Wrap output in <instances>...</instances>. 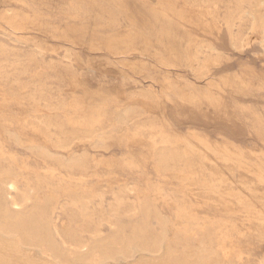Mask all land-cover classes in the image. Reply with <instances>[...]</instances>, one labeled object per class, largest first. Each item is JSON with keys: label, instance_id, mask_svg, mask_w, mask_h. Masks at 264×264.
Here are the masks:
<instances>
[{"label": "rangeland", "instance_id": "rangeland-1", "mask_svg": "<svg viewBox=\"0 0 264 264\" xmlns=\"http://www.w3.org/2000/svg\"><path fill=\"white\" fill-rule=\"evenodd\" d=\"M74 1L84 4L86 11H69ZM238 1L217 0L215 6L203 7L200 0H0V45L10 51L0 54V62L24 65L33 60L35 67L25 74L9 70L4 86H23L20 94L28 93L37 69L48 100L59 97L68 105L64 107L68 112H49L44 101L19 100L0 91V137L6 150L26 155L7 135L34 141L30 135L37 134L22 125L28 115L97 121L103 110L131 106L140 113L138 121H153L151 133L117 130L114 135L126 137L125 143H114L107 151L86 147L93 164L88 174L69 175L54 166V175L63 184L88 186L95 195L88 204L58 199L53 219L62 239L79 244L99 230L102 237H110L111 224L128 232L138 205L134 201L144 191L171 224L180 222L177 214H186L228 225L226 236L244 251L237 263L264 264V49L259 30L248 29L247 20L241 22L246 33L243 47H230V33L219 18L237 5L247 7V2ZM11 13L19 18L14 20ZM208 44L216 50L202 49L201 61L214 79H196L192 66L198 47ZM31 45L38 46L35 58L28 55ZM49 62L54 63L52 68L46 67ZM68 62L67 75L63 68ZM147 85H153L158 98L127 99L136 86ZM158 146L175 147L183 154L179 169L158 172L152 155ZM30 159L31 165L47 167L46 160ZM30 254L37 258L36 252Z\"/></svg>", "mask_w": 264, "mask_h": 264}, {"label": "bare ground", "instance_id": "bare-ground-1", "mask_svg": "<svg viewBox=\"0 0 264 264\" xmlns=\"http://www.w3.org/2000/svg\"><path fill=\"white\" fill-rule=\"evenodd\" d=\"M200 1L203 7L215 6L217 2V0ZM208 1L212 3L207 4ZM243 1L247 2L246 8L237 5L228 15L219 18L230 33L229 45L232 49L238 50L243 47V43L246 42V33L241 28V22L247 20L249 22L248 29L259 30L261 34L259 44L264 49V0ZM74 2L68 6L69 11L73 13L78 11L84 13L86 11L84 4L79 3V1ZM30 6H32L31 3ZM7 14L5 15L9 17ZM206 14L210 15L211 11ZM10 17L14 20L19 18L14 13H11ZM235 19L240 22L238 25L234 23ZM18 41L26 42L21 38ZM37 47L32 46L30 48L32 50L29 49L31 51V54H28L29 58H35L33 53L39 51ZM7 48L0 45V54H10ZM202 49H205L206 52L216 50L214 46L209 44L199 46L195 62L197 67L192 66V71L196 79L213 80L214 78L208 76L210 70L206 63L201 61ZM14 50L18 49L15 48ZM33 63V60H28L24 65L9 61L6 63L0 62V91L7 97L19 100L28 99L36 103L44 101V106L49 112L65 111L64 107L68 105L59 97H55L56 95L54 101H49L44 81L37 79V76L40 75V71L37 69L31 75L30 85L32 88L28 93L20 94V91H24L26 88H20L23 86L18 88L11 85L4 86L7 82L9 70L25 74L28 71L27 69L35 68ZM69 65L68 62L64 64L63 68L67 75L71 74V65ZM53 66L54 63L49 62L46 67L52 68ZM13 81L18 82V80ZM133 84L140 85L141 83L133 81ZM152 86L147 85L146 88L136 86L127 94V99L152 100L159 94L153 91ZM69 107L74 109L75 104L71 103ZM65 112H68V110L66 109ZM139 114L134 107L124 106L110 113L103 110L101 112L103 118L97 121L74 117L58 118L53 115L41 117L28 115L22 119V125L23 128H31L30 130L37 134L30 135L35 142L26 139V137L23 138L21 135H7L10 142L27 151L26 155L6 150L2 137H0V264H107L110 261L121 264V262L130 259L134 260L133 264H240V262L237 263V257L244 254V251L237 247L233 237L226 236L228 235L226 230L228 225L206 222L202 218L186 214H177L175 218L179 219L180 222L171 224L169 217L159 215L160 212L155 208L156 206H152L155 200L148 199L149 194L146 195L144 191L140 192L143 197H139L137 201H134V203L137 202V207L130 206L133 208L135 216L132 219V224L127 226L131 228L128 232L120 231L118 230L121 228L119 225L111 224L113 235L110 237H102L99 230V232L91 234L92 236L88 241L81 238L83 242L79 244H74L73 241L77 242L78 240L72 238V243L62 239L61 231L55 227L56 224L53 219L58 199L61 197L66 198L70 201V205L77 202L88 204L91 202L93 194L89 192V189H86L88 186L74 185L69 181H66L69 184H63L58 179L59 177H55L54 166L65 170L69 175H73L75 172L88 174L93 164L92 157L87 152L86 147L92 148L91 150L102 149L107 151L114 143L124 144L125 141L122 140H126V137L114 135L117 130L134 133H151L153 131V121L149 119L138 121L140 118L136 119V117ZM82 124L84 125L82 126ZM66 125H68V128H66ZM153 140L157 143L156 139L153 138ZM159 143H163V141ZM74 147L80 150L74 152ZM64 153H68V156ZM152 155L154 157L153 163L157 165L158 172H175L179 169L178 165L183 161V154L175 147L158 146L154 149ZM30 157L43 160L42 163L46 160L47 167L31 165ZM127 162L133 165V161ZM122 199L125 198L122 197ZM178 210L176 209V211ZM106 219L108 218L106 217ZM104 222L106 223V221ZM81 232L83 231L80 230ZM69 233H72V229L69 230ZM86 233L88 232L86 231ZM56 237L61 238L60 243ZM31 252L37 253L36 259L31 257Z\"/></svg>", "mask_w": 264, "mask_h": 264}]
</instances>
